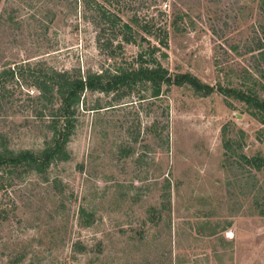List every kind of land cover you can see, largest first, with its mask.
Segmentation results:
<instances>
[{
    "label": "rangeland",
    "instance_id": "obj_1",
    "mask_svg": "<svg viewBox=\"0 0 264 264\" xmlns=\"http://www.w3.org/2000/svg\"><path fill=\"white\" fill-rule=\"evenodd\" d=\"M97 1L143 49L81 0H0V149L51 138L37 75L136 67L159 29L162 66L211 92H84L68 160L0 171V264H264V125L221 91L264 85V0Z\"/></svg>",
    "mask_w": 264,
    "mask_h": 264
},
{
    "label": "trees",
    "instance_id": "obj_2",
    "mask_svg": "<svg viewBox=\"0 0 264 264\" xmlns=\"http://www.w3.org/2000/svg\"><path fill=\"white\" fill-rule=\"evenodd\" d=\"M86 8H90L98 17L99 24L107 27L112 38L121 37V42L117 44L118 49H122L123 44H135L143 49L142 43L146 40L139 38V22L132 18L125 22L117 13L113 5H108L107 1L100 3L97 0H81ZM106 2V3H105ZM108 5V6H106ZM112 6V7H111ZM146 28V27H145ZM142 29V27H140ZM159 41L157 44L148 45L150 49L138 56L136 67L128 69H109L100 72H88L85 77L62 73L61 75L53 73L52 76L45 74L37 75L35 87L39 92V98L46 104H54L48 129L51 132V138L45 144L40 152L14 151L3 147L0 149V171H9L10 169H22L27 172H36L45 174L47 169L57 162L68 160L67 144L74 132L76 125V114L78 106L84 92L110 93L118 90H133L137 86H142L150 90L151 98H159L162 94V88L190 86L194 91L200 94H209V86L200 82L198 78L189 73L171 74L156 57L159 49L167 47V33L159 29ZM113 40V39H110ZM106 41L101 47L109 49L112 46L111 41ZM148 56V58L146 57ZM113 56V55H111ZM13 76V73H2L0 80L4 76ZM41 80V81H40ZM0 84H3L0 81ZM203 90H206L205 93ZM223 93L229 92L238 101L242 102L249 114L258 122L264 125V85L256 90L255 84L243 89L222 90ZM100 108H95L99 111ZM256 168H260V163L256 159L250 160Z\"/></svg>",
    "mask_w": 264,
    "mask_h": 264
}]
</instances>
